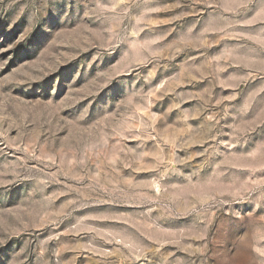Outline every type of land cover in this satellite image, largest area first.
<instances>
[{
	"label": "rangeland",
	"instance_id": "obj_1",
	"mask_svg": "<svg viewBox=\"0 0 264 264\" xmlns=\"http://www.w3.org/2000/svg\"><path fill=\"white\" fill-rule=\"evenodd\" d=\"M0 264H264V0H0Z\"/></svg>",
	"mask_w": 264,
	"mask_h": 264
}]
</instances>
